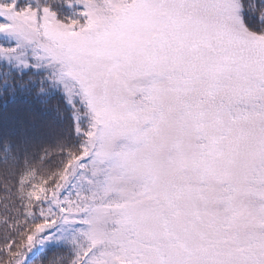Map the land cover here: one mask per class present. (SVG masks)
<instances>
[{"label":"snow or ice","instance_id":"obj_1","mask_svg":"<svg viewBox=\"0 0 264 264\" xmlns=\"http://www.w3.org/2000/svg\"><path fill=\"white\" fill-rule=\"evenodd\" d=\"M0 264H264V0H0Z\"/></svg>","mask_w":264,"mask_h":264}]
</instances>
